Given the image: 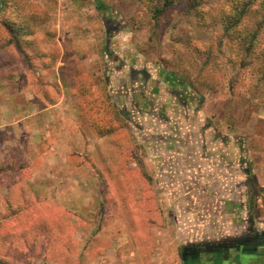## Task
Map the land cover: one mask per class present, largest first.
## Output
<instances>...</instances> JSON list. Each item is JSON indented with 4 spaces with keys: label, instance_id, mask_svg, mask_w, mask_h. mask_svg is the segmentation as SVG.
<instances>
[{
    "label": "rangeland",
    "instance_id": "rangeland-1",
    "mask_svg": "<svg viewBox=\"0 0 264 264\" xmlns=\"http://www.w3.org/2000/svg\"><path fill=\"white\" fill-rule=\"evenodd\" d=\"M72 1L65 24L79 23L74 45L94 47L89 56L94 78L114 79L126 110L155 112L162 119L168 99L154 91L140 98L132 90L133 69L141 70L143 78L153 76L150 87L159 92L162 87L183 93L177 101L182 109L189 93L191 113L211 127L212 138L223 140V152L247 181L226 192L219 182L205 183L192 171L175 179L173 173L163 176L159 170L167 165L152 178L144 161L151 151L145 146L151 139L146 116L147 121L136 124L146 133L140 145L124 153L131 162L137 158V166L112 165L110 178L104 173L102 150H80L74 156L68 148L30 146L28 135L14 123L31 113L29 104L35 111L43 108L41 102H28L25 94L46 89L33 75L46 54L38 58L34 49L27 52L29 43L18 40L13 27H22L29 11L46 19L42 6L51 0H0V163L13 162L0 165V264H183L185 245L235 241L249 228L263 233L264 69L244 64L246 55L237 46L241 42L226 33L220 19L222 0H201L199 11L189 10L186 0L164 10L163 0ZM106 50L118 57L116 63ZM61 56L53 55V63ZM122 76L127 85L118 83ZM97 95V108L108 111L101 93ZM174 133L179 139V132ZM37 190L44 194L38 196ZM236 264H264V259L245 256Z\"/></svg>",
    "mask_w": 264,
    "mask_h": 264
},
{
    "label": "crops",
    "instance_id": "crops-1",
    "mask_svg": "<svg viewBox=\"0 0 264 264\" xmlns=\"http://www.w3.org/2000/svg\"><path fill=\"white\" fill-rule=\"evenodd\" d=\"M60 1L61 3L55 1L53 3L51 0L46 6H42V9L46 11V19L38 17L39 13L32 11H29L25 16L26 19L29 18L30 24L29 30L26 31H29L28 35H24L29 43L27 52L31 53V49H34L38 53V58L42 56V53L46 54L42 65L40 64V71H33L35 79L44 81L46 89L40 90L39 94L30 91L31 97L25 94L28 102H41L43 108L39 107V111H35L33 105L29 104L31 113L24 116L20 120L21 123L20 121L14 123H18L17 129L20 130L21 126L23 132L28 135L30 146H34L35 149H40L42 146L51 150L68 148L74 156L102 150L104 173L110 178L111 173L108 168L111 169L112 165L127 164L128 162L132 167L137 166V162H139L137 158H133L131 162L124 153L128 149H136L140 145V137L146 133L144 130L138 129L136 124L138 121H147L146 116L150 118L151 123L145 131L150 134L151 139L145 146L149 145L151 151L150 156L146 157L144 161L151 168L152 178L155 174L162 173L161 175L167 176L169 173H173L175 179L177 174L186 175L192 171L194 176L200 175L199 177L205 183L219 182V187L222 186L223 191L226 192L232 191L236 183L247 181L242 172L238 170L239 166L236 161L234 162L226 152H223V147H226L223 140L216 141L215 138H212L211 127L207 128L205 122L198 115L193 114V111L191 113L188 107V105L190 106L189 93L184 94L186 96L183 99L184 104L186 102L188 104L182 109L177 105V101L183 96V93L176 88V92H164L162 87L159 92L158 89L150 87L151 80H154L153 76L152 78H148V76L143 78L142 71L135 68L131 73L132 84H134L132 90L140 93V98L150 96L152 94L150 92L154 91L155 96L160 99L165 97L169 103H167L163 119L160 114L155 112L146 115L142 112L131 113L126 110L119 92L116 91L117 87L114 85L116 88L111 89L107 79L104 81V78H94V68L89 60L90 54L95 52L94 47L87 48L82 44L74 45L73 39L78 36L76 30L79 23L77 22L76 27L65 24L67 18L72 15L74 2L72 0ZM45 20L49 22L48 26L44 25ZM90 38L87 37L84 41L87 42ZM59 54H62L60 60L53 63V55ZM75 58L78 59L77 64L73 62ZM121 73L125 75V70ZM28 79L31 80L29 75ZM123 79V76L120 77L118 82L121 86L128 84L127 82L125 84ZM113 81L115 80L113 79ZM96 89H98L97 93H101L102 101L106 102L108 111H100L97 108L100 96L98 97ZM168 89L170 90V88ZM128 90L130 91V89ZM11 98L13 99L10 95ZM141 101L139 100L140 104ZM32 119L35 120V123L31 124ZM13 129L16 131V128ZM174 132H179V139L175 138ZM163 135H166L167 138L162 137ZM208 135L210 139H208ZM80 150H83L81 154ZM112 150L118 152L117 158H112ZM203 156L204 159L201 158ZM63 162L58 160L56 163L63 164ZM16 163L30 165L18 159ZM7 165L13 166V162L6 161V164H2L1 167L5 168ZM161 165L173 168L171 167V171L168 168L160 169ZM188 166H192L191 169ZM11 170L7 172H12L13 170ZM245 174L249 176L250 172L246 171ZM43 176L45 175L43 174ZM36 193L38 196L44 194L39 190ZM184 209L186 207L181 208V210ZM230 210L233 211L235 208L232 207ZM248 213L251 214V208Z\"/></svg>",
    "mask_w": 264,
    "mask_h": 264
},
{
    "label": "trees",
    "instance_id": "trees-1",
    "mask_svg": "<svg viewBox=\"0 0 264 264\" xmlns=\"http://www.w3.org/2000/svg\"><path fill=\"white\" fill-rule=\"evenodd\" d=\"M177 1L178 0H163L164 7L162 10H164L165 7L175 5ZM186 1L189 10L199 11L201 0ZM222 3H224L225 7L219 12L220 19H222L223 24H225L224 29L226 33L236 37V41L241 42V45L239 43L237 46L246 55L244 64L257 66L259 70L264 69V0H222ZM254 18H256L257 21L255 20L256 22H252L251 26L249 23H251ZM22 22L24 24L22 27H12L14 28V36L27 45L28 39H25V36L28 35L29 31H26L29 30L30 24L28 23L29 21L24 18H22ZM107 28L110 30V26ZM23 51L27 53L24 48ZM106 56L112 64L118 61L116 60L118 57L111 55V52L108 50H106ZM262 76L264 77V73ZM114 85H116V83L109 77L110 88L114 89Z\"/></svg>",
    "mask_w": 264,
    "mask_h": 264
},
{
    "label": "flooded vegetation",
    "instance_id": "flooded-vegetation-1",
    "mask_svg": "<svg viewBox=\"0 0 264 264\" xmlns=\"http://www.w3.org/2000/svg\"><path fill=\"white\" fill-rule=\"evenodd\" d=\"M245 256L264 259V232L254 228L244 231L235 241L185 245L181 250L183 264H236Z\"/></svg>",
    "mask_w": 264,
    "mask_h": 264
}]
</instances>
